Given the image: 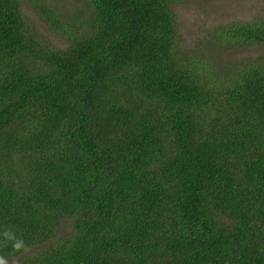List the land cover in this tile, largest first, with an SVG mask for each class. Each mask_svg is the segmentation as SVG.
<instances>
[{
  "label": "trees",
  "instance_id": "trees-1",
  "mask_svg": "<svg viewBox=\"0 0 264 264\" xmlns=\"http://www.w3.org/2000/svg\"><path fill=\"white\" fill-rule=\"evenodd\" d=\"M177 1L0 0V260L264 264V19L198 41L224 79Z\"/></svg>",
  "mask_w": 264,
  "mask_h": 264
},
{
  "label": "rangeland",
  "instance_id": "rangeland-1",
  "mask_svg": "<svg viewBox=\"0 0 264 264\" xmlns=\"http://www.w3.org/2000/svg\"><path fill=\"white\" fill-rule=\"evenodd\" d=\"M50 2H60L59 6H69L73 9L75 0H49ZM36 3H30L24 6V14L28 16L38 30L51 42V44L59 49H65L67 42L61 38L57 32L51 30L35 12ZM175 14L178 25L181 27V36L184 45L191 48L192 54L196 61L203 63L205 67L201 68V72H210L217 70L219 76L225 79V73L222 64L219 66L217 60L208 57L207 53L197 54L198 41L209 37L212 31L220 24L230 21L252 20L253 18L264 19V0H178L175 4ZM228 61L240 62L244 59H264V47H255L252 49H237L226 53ZM226 56V55H225ZM222 71V72H221ZM215 72V71H214ZM217 72V74H218ZM211 76H214L211 74ZM218 78L217 76H215ZM216 82V81H213ZM32 253V250L31 252ZM29 253V254H30ZM23 257V256H22ZM21 257V258H22ZM21 258L18 260L20 261ZM9 260H0V264H15Z\"/></svg>",
  "mask_w": 264,
  "mask_h": 264
}]
</instances>
